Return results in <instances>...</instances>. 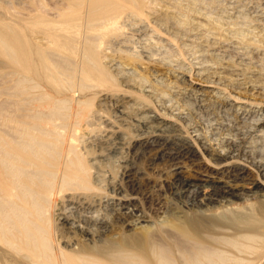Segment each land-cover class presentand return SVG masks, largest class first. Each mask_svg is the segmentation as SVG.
<instances>
[{"label": "rangeland", "instance_id": "rangeland-1", "mask_svg": "<svg viewBox=\"0 0 264 264\" xmlns=\"http://www.w3.org/2000/svg\"><path fill=\"white\" fill-rule=\"evenodd\" d=\"M170 1L154 0L151 4L154 3L152 9H163L157 15L165 18L164 22L169 27L161 23L159 28L166 33L170 30L168 35L176 38L174 41L181 46L178 48L174 41V44L170 42V45L173 44L170 46L164 39L158 44L160 47H155L149 41L152 32L139 34L141 32L136 31L139 24L141 27L154 18L145 11L151 9V4L143 8L146 13L141 17L137 19L136 15L131 18V24L126 26L128 29L123 28L125 32L118 38L116 34H111V29L107 30V37L104 32L102 36H105L101 37L102 30L97 31L100 21L96 17L104 8L89 10L90 2L87 0H0V26L7 24L6 27L3 25L7 31L3 28V36L12 37L21 33V40L24 41L22 36L25 38L22 46L28 50L34 47L30 52L39 51H36L35 59L32 58L37 65L35 72L31 67L27 72L23 71L25 67L22 65L30 63H25L23 58L20 61L24 49L22 46L19 48L21 43L16 44L18 49L15 46L12 52L0 54V131L5 139H14L21 146L24 144L22 158L18 160L23 168L16 170L22 176L20 181L30 186V189L23 187L14 192L26 194L24 200L15 195L0 199V264H60L56 260L57 254H69L67 245L73 246L74 252L84 250V254L93 257L90 259L93 264H149V260L139 256L145 251L149 257V241L147 248L139 241H130V245L121 250L113 248L114 245L138 235L140 231L135 228L140 224L157 229L160 214L167 203L171 208L182 207L189 216H194L196 211L186 206L193 204L194 200L177 196V187L181 183L191 181L208 192L211 187L203 185L211 177L228 179V175L220 169L210 166L213 161L211 151L200 148L195 140L197 136L204 139L211 149H218L230 138L244 142L254 139L251 146L264 153V128L258 136L252 137L258 123L264 122V0H192L196 4L191 0ZM174 1L178 2L176 8L183 15L173 9ZM190 4L194 6L190 7ZM166 6L175 11L173 16L178 20L164 16L169 10ZM182 7L188 8V11L181 10ZM197 10H200L199 13ZM184 13L189 14H185L187 18ZM208 15L224 22L221 31L215 30L216 34L212 33L213 30L207 32ZM163 26L168 29L164 30ZM238 31L244 34L243 40L238 37ZM8 32L12 34L8 36ZM175 44L177 51L173 47ZM146 50H152L159 59L165 60V65L162 62L165 68L162 64L150 63L154 74L149 75L147 58H144V61L147 60L145 65L124 63L122 57H129V54L145 56ZM172 54H175L173 58ZM110 59L112 64L117 60H120L118 63L123 61L121 68L124 70H112L107 63ZM102 76L110 78V82L100 79ZM120 79L129 80L131 86H118ZM100 81L116 84L105 86ZM116 86L122 90L118 88L117 91ZM149 91L155 93L153 97H148ZM117 92L132 96L140 103L148 101L150 106L161 111L164 118H169L187 131L194 138V146L199 149L193 159L181 158L177 165L169 159H157L158 150H145V145L131 141L132 126H126L123 130L125 140L131 144L124 158L130 160L135 168L126 177L121 158L101 153L102 131L117 122L114 101L107 97L112 94L111 97H114ZM128 111H133L132 107ZM29 133L32 135L29 136ZM167 134L171 137L176 135L174 132ZM70 141L73 147L68 145ZM0 143L3 144L2 141ZM76 159L81 164L80 168L85 169L82 176L86 179V186L66 185L61 195H56L54 189L58 186L60 192L61 177H72L68 172L73 168L71 162ZM244 171L242 179L236 178L243 189L245 182H263L264 177L255 168L245 167ZM69 195L80 205L73 210L75 213L68 208ZM119 198L124 201L118 202ZM14 202H19L20 207L12 208ZM253 202L258 204L260 201ZM261 203L264 205V201ZM87 205L95 211L94 217L106 221L103 231L89 222L91 234H87L88 224L85 221L65 224L61 219L64 213L78 219L79 209ZM131 212L136 213L139 220L136 221ZM252 221L251 233L259 234L264 225V207L252 216Z\"/></svg>", "mask_w": 264, "mask_h": 264}, {"label": "bare ground", "instance_id": "bare-ground-1", "mask_svg": "<svg viewBox=\"0 0 264 264\" xmlns=\"http://www.w3.org/2000/svg\"><path fill=\"white\" fill-rule=\"evenodd\" d=\"M87 1L90 2V6H88L89 10L93 9L94 7L104 8L103 10H101L102 12H100V14L96 17V19L99 17V21H100L99 23L100 24H98L99 25L98 30L96 28L95 29L97 31L100 30V32L102 30L101 37H104L105 35H106L105 37H107V30L111 29V34L112 35L116 34L117 35L116 37L120 38L119 35L122 32H125L122 29L126 28L127 25L131 24V18L133 16L137 15L136 18L138 19L139 18L138 16L146 13L145 11H147V12H149V15L153 16L154 18L151 19L152 17L151 18L149 17L152 21H150V22L148 21L145 25H143V26L141 25V27L139 24V26H138L139 28L137 30L135 29L136 31L141 32L139 34H142V33L145 34V32L147 33V31L152 32L153 35H150V36L153 39L150 38L149 41L151 42V44L155 45V47H158L159 46L158 44H160V41L163 39L166 40L169 43V45H170V42L173 43L174 39H176V38L173 39L172 36H169L170 34L168 35V33H170L169 32L170 30L169 31L167 30L168 32L166 33V32L161 30L162 29L161 27L159 28V26H161L160 25L161 23L166 24V22H164L166 19L161 18L159 14H158L159 16L157 15V13H160L161 10H163V9H159V11H157V9H155V8L152 9V7H154V3L151 4V2L154 0H152V1L150 0L151 5L149 4V0H87ZM175 1H174V3H175ZM194 2H196V1H192L193 4H196ZM177 3L174 4L175 8H173V9H177L176 12H178L180 15L181 11L178 8H176V7H178V6H176ZM148 4L150 5L151 9H149V8H148L149 10L143 9V8L147 7ZM143 5H146V6H143ZM149 5H148V7H149ZM180 5H182V4H180ZM193 6L191 5L190 7H193ZM169 7H171V6H169ZM182 8H181V10L188 11V8L187 9L186 8L184 9V7H182ZM192 10H194V9L192 8ZM197 11L199 13L200 10H197ZM174 14H176L175 11L172 12L169 9V10L165 11L164 16H166V17L168 16L167 18H170L172 16L171 19H173ZM185 14L187 16L189 15L188 13H184V16H186ZM146 15L148 16V13ZM181 15H183V14H181ZM187 16H186V18H187ZM122 17H124V18H122ZM162 17H163V15H162ZM176 18H175V20H178V18L177 19ZM133 19H135V18H133ZM137 19H135V20H137ZM206 19L208 20L207 25H208L209 29L207 28L208 31L207 30H205V31L209 32V30L210 31L213 30L212 31V33H213L215 30H220V31L222 30L224 22H222L221 19H219V18L216 19L212 15H210V16L208 15V17ZM135 20H133V22H135ZM184 20H185V18H184ZM184 20L181 22H184ZM25 21H27V19ZM33 21H34V19H33ZM179 21H176V22L178 23ZM35 22H36V20H35ZM29 23H31V22L29 21ZM96 23H97V21H96ZM136 23H135V25H136ZM225 24H227V23H225ZM3 25H5V27H6L7 24H2L0 26V30H1L0 34H2V35H0V54H3V53L8 54L9 52H12V50L16 49L15 48L16 44L18 46L21 43L19 45L20 46L19 48H21L22 44H24L25 38L22 36V39L24 41L21 40V35H20L21 33L20 34L16 33L15 36H12V37L11 36L7 37L6 35L3 36L2 32L5 30V27ZM183 25H184V23H183ZM166 26L169 27L168 23L166 24ZM12 27L13 26H11L10 30L13 29ZM3 28H4V30H3ZM163 28H164V26H163ZM127 29H128V27L126 28V30ZM131 29H133V28H131ZM165 29H168V28H164V30ZM96 30H94V31H96ZM5 31H4V33H5ZM133 31L134 30H132V32ZM172 31H174V30H172ZM103 32L105 34L104 36H102ZM132 32H131V34H132ZM207 32H206V34H207ZM216 32L218 33V31H216ZM6 34L9 36L10 32H8ZM149 34H151V33H149ZM13 35H14V33H13ZM17 35L18 36L20 35L18 39H17ZM238 35H239L238 37H240L241 40H243L244 34L242 32L238 31ZM209 36L210 35H208V37ZM110 37H112V36H110ZM154 38H156V39H154ZM181 40H182V38H181ZM257 40H258V38H257ZM120 41H121V39H120ZM253 41H255V40H253ZM150 42H149V44H150ZM122 43H123V40H122ZM174 43H176V42L174 41ZM163 44H164V42H163ZM176 44H177V48H178L179 44L178 43H176ZM176 44L173 47H175ZM153 45H151L150 48H152ZM172 45H170V46H172ZM180 45H182V44H180ZM179 47H181V46H179ZM23 48L24 49H23V52L21 55V59L20 58L19 59L21 61L23 58L25 60V63L26 62L30 63V65H25V66H24V64L22 65L23 68L25 67L23 71L27 72V69H29V67H31L32 71H34L35 69H37V65L35 64V61H34V59H35L34 55L38 49L36 48L37 50L30 52L32 47L29 48L30 50H28L26 47H23ZM177 48H176V51H177ZM17 49H18V47H17ZM33 49H34V47H33ZM155 49H157V48H155ZM173 49H172V51H174ZM159 50L160 49H158V51ZM178 50L181 51L180 49H178ZM148 51H147V54L145 56L142 54L137 55V56L136 55L130 56L131 54H129V57H126V58L122 57V58H124L123 59L124 63H127V64L132 63V64H134V66H137L138 64H142V65L144 63L146 64L147 60L144 61L145 60L144 58H147L149 60V67L147 66L146 70H147V72H149L148 73L149 75L150 74L152 75L154 73L152 72L151 69L153 68V70H154V67H152V65L150 63H154L158 66V65L162 64L163 61L165 62V60L159 59L160 57H158L156 53L154 54L152 52V50L149 52ZM37 52H39V51H37ZM118 52H116V54ZM181 53L183 54V52H181ZM181 53H179V54L181 55ZM164 54H165V51H164ZM175 54L174 55L172 54L171 57L175 56ZM36 55H37V53H36ZM161 55H162V53H161ZM167 55H169V52ZM167 55H165V56H167ZM106 57H107V55H105V58ZM32 58H34V59H32ZM119 58H120V55H119ZM17 59H18V57H17ZM19 59L17 61L20 63ZM108 59H107V61H108ZM112 59H110V62H107L110 65V67L112 68V70L116 71V70L120 69V72L122 70H124L121 68V66H123L122 60H121L122 61L121 63H118V62H120V60H117L116 62H114L112 64V62L114 60V59L113 60ZM125 59H127V62ZM170 60H172V59H170ZM18 62H16V63H18ZM17 65H19V64H17ZM17 65H15V66H17ZM156 65H153V66H156ZM164 65H165V63H164ZM167 65H168V63H167ZM125 66H127V65H125ZM162 66H163V64H162ZM146 70L144 69V73H146L145 72ZM144 73H142V75ZM102 74H103V76L107 75V73L106 74L102 73ZM103 76L100 77V79H102V80L107 79ZM144 77H146V76H144ZM114 78H116V76H114ZM140 78H142V77H140ZM109 79H107L106 81L110 82ZM149 79H151V78H149ZM112 80H113V78H112ZM120 80L121 81L118 80L120 83L119 85L117 83L118 86H120V85L131 86L129 80H127V79H120ZM138 81L139 80H137L136 82H138ZM145 81L148 82L147 79ZM103 82H105V81H103ZM103 82H101V83L105 86L107 84H109V83L105 84ZM114 83H111V84L114 85ZM113 85H110V86H113ZM165 85H166V83H165ZM118 86H116L117 91L119 90L118 88H120ZM153 88H155V87H153ZM113 90L111 89V92H113ZM120 90H122V89L120 88ZM154 90H157V89H154ZM164 91L165 90H163V92ZM114 92H115V90H114ZM120 92H122V91H120ZM148 93H149V96L147 95L148 97H153V95L155 94L153 91H149ZM156 93H157V91H156ZM110 95H111V93H110ZM111 96H108L107 99L114 101V105L116 107L115 109H116V114H117V118H116L117 122L112 124L110 129L108 127L105 128L102 131L101 136L99 134V136L101 138V144H102V151L101 150L100 151H101L102 155H105V154L111 155L112 154L115 157L121 158L122 162H123V165H122L123 170H124L123 173L126 177H129L135 169L133 164L130 162V160H127L124 158V157H126V156H124V154L126 153V150L129 149L128 145L131 144V143L128 144L127 141L125 140L126 136L124 135L123 130L126 126H128V127L132 126L131 129H132L133 133H131L130 135L133 134L132 135L133 137H130V138H132L131 141L139 142L140 144L145 145V150H149V151H151V149H155V150L157 149L158 150L157 159H159V158L162 160L169 159L171 162H173L175 165H177V162L179 159L184 158V157L193 159L196 151H199V149L194 146V140H193L194 138L192 139L190 134L187 131L185 132L181 128V126H179L176 122L169 120V118H164L161 114V111L150 106V104L147 103L148 101H145L146 103H140V102H137L135 99H133L134 97L127 96L126 94H123V93L118 94V92L116 94H114V97H111ZM232 100L235 101L234 99H232ZM236 102H238V101H236ZM129 107H132L133 111H131V112L128 111ZM2 125L4 126V124H2ZM263 128H264V122L258 123V125L254 129L255 132H254V135L252 137L255 138L256 136H258V133L262 132ZM5 129H3V130H5ZM18 129H20V128H18ZM167 132H174V133H176V135L174 137H171L170 135L167 134ZM113 133L115 134L114 137H112ZM8 135H9V132H8ZM30 135H32V134L29 133V136ZM130 135L128 134V136H130ZM241 135H243V134H241ZM2 138H4V139H2ZM31 138H32V136H31ZM31 138H29V139H31ZM133 138H134V140H133ZM245 139L247 140L246 137H245ZM0 140L3 142V144L0 143V191L4 192V194H2L0 192V194H2V195H0V199L4 196L13 197L15 195V196H18L20 200H24V199H26V194L20 195V194L14 193L15 190L18 188L22 189L23 187H26V188L30 189L29 188L30 186L28 185V183H26L25 181H20V178L22 176H21V174L19 175V173H20L19 170H16V169L22 170V168H23L19 164L18 160H21V158H22V155H23L22 149H24V147H23L24 144L22 143L23 146H21L19 144L20 142H18V141L15 142L14 139L11 141L9 140V138L5 139V136H2L1 131H0ZM32 140H34V139L32 138ZM195 140L197 142H199L200 148L202 150L206 149L208 151H211L210 153H211L213 161L210 164V166L215 168V169H220L224 175H228V177H227L228 179H224L223 176L222 177L218 176L216 178L211 177V179L207 180L206 184L203 185L205 187H206V185H209L211 187L210 191H208V192H205V190H203V188H201V185H199L197 183H194L191 181L181 183V186L177 187V191H176L177 196L180 199H183L186 197H191L194 200L193 204L186 205V206H188L189 209L196 211L194 216H192V217L189 216L187 214V211L182 209V207L174 206L171 208L170 205L167 203V206L164 208V211L162 212V214H160V220H158L159 227L157 229L154 228L153 226H150V225L148 226L145 224H140V226L138 225L135 228V229L140 231V233L138 235H133L125 243H121L118 245L115 244L113 248H116L117 250H121L125 246L130 245V243H129L130 241H139L142 245H145V247L147 248L146 243H147V241H149V257L145 254L146 253L145 251H142V254L139 255L140 259L149 260V264H264V225L259 229V231H258L259 234H252L251 230L249 229L251 227L250 225L253 223L252 216L256 215V213L259 212L261 210V208L264 207V205L261 203V201H264V179H263V182H255L252 180L249 182H245L244 183L245 185L243 184L245 189H243L242 184H239L236 182L237 181L236 178L242 179L244 177L245 167L247 168L249 166L255 168L257 173L261 177H264V155H262L264 153L261 154V152H262L261 150H260L261 152L260 151L258 152L257 149L255 150V148H253L251 146L252 141L254 139L250 142H247V141L244 142L243 140L239 141V139L236 140V139L230 138V140H225V142L222 144V146L220 145L218 149L217 148L214 149L213 147H212L213 149L209 148V145H207L206 141L204 142V139L201 140L199 138V136H197V138ZM128 141L130 142V140H128ZM29 143L30 142H28L27 145ZM31 143H33V142H31ZM69 143H68V145L73 147V142L70 141ZM255 144H256V142H255ZM25 148H28V147H25ZM195 148H196V150H195ZM108 157H110V156L108 155ZM71 165L73 166V168L68 173L72 174V177L71 178H69L67 176L61 177V179H60V183H61L60 184V187H61L60 192H59L58 186L55 187V189H54V190H56V192H55L56 195H58V194L61 195L62 189L66 185H69V186L75 185L76 187H79V188L86 186L85 185L86 179L82 176V174L85 172V169L80 168L81 164H80L79 160L78 159L73 160L71 162ZM177 168L179 169L180 167L178 166ZM14 170H15V172H14ZM230 177H232L234 179H231ZM208 183H211L213 186H211ZM260 187H263V188H260ZM71 197H73V196L69 195V197H68V202L70 205L68 208H69L71 213H75L76 211H73V210L76 209V207L80 206V205L76 204L77 201H75L74 199H71ZM255 200L260 201V202H258V204H255V202H253ZM33 201H34V199H33ZM120 201H124V200L119 198L118 202H120ZM112 203H114V202H112ZM19 204H20L19 202H14L13 204H11L12 205L11 207L12 208L20 207ZM219 211L223 212V213H219ZM78 212L80 213L78 215V216H80L78 219H74L72 217V214L70 216L66 213L63 214L61 219L63 220V222L65 224L74 223V222H77L79 220L85 221L88 224V227L86 228L87 234H91V227L92 226H91V224H89V222L94 223V225H96L100 229V231H103V229L106 228V226H105L106 221L103 220V218L98 219V217H94L93 213H95V211L92 210V207H90L89 205H87L86 207H82L81 209H79ZM131 215L136 217V219H135L136 221L139 220L138 219L139 217H137L136 213L131 212ZM20 218L23 219L24 216H20ZM24 226L26 227V225H24ZM154 231H156L157 234ZM255 232H257V231H255ZM72 248H73V246L67 245L66 250H67V253H69V254H65L63 252H60L59 254H57L56 260L60 264H76V263L77 264H93V261L90 260V259H93V257L84 254V252H85L84 250L74 252V250ZM71 253L73 254V256L69 257V255H71ZM66 256H68V257H66Z\"/></svg>", "mask_w": 264, "mask_h": 264}]
</instances>
